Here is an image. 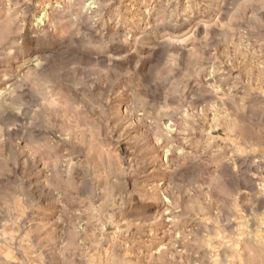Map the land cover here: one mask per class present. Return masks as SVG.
I'll list each match as a JSON object with an SVG mask.
<instances>
[{"label":"rangeland","instance_id":"obj_1","mask_svg":"<svg viewBox=\"0 0 264 264\" xmlns=\"http://www.w3.org/2000/svg\"><path fill=\"white\" fill-rule=\"evenodd\" d=\"M0 264H264V0H0Z\"/></svg>","mask_w":264,"mask_h":264}]
</instances>
